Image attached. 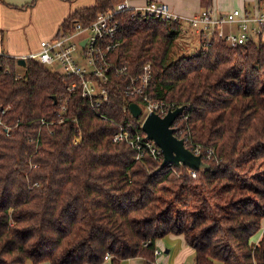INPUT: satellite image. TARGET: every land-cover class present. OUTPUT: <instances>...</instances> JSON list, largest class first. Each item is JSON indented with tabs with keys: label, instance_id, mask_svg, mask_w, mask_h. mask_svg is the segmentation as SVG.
Segmentation results:
<instances>
[{
	"label": "trees",
	"instance_id": "1",
	"mask_svg": "<svg viewBox=\"0 0 264 264\" xmlns=\"http://www.w3.org/2000/svg\"><path fill=\"white\" fill-rule=\"evenodd\" d=\"M121 1L95 0L60 27L87 25ZM117 18L113 59L133 74L150 64L147 95L183 107L180 125L208 168L161 165L149 153L135 159L112 140L107 119L139 122L123 77L113 78L100 117L65 91L67 76L2 53L0 264H102L106 255L110 264H153L154 242L168 234L183 236L194 264H264V232L251 242L264 218V39L231 47L214 37L173 59L180 24L129 10Z\"/></svg>",
	"mask_w": 264,
	"mask_h": 264
},
{
	"label": "built area",
	"instance_id": "2",
	"mask_svg": "<svg viewBox=\"0 0 264 264\" xmlns=\"http://www.w3.org/2000/svg\"><path fill=\"white\" fill-rule=\"evenodd\" d=\"M128 10L133 15H148L178 24L185 22L198 37V49H203L210 44L214 37L223 40L231 47L243 45L249 40L262 41L264 39V9L257 15L239 9L216 15L212 10L203 9L193 16L181 17L163 2L149 1L142 8L131 9L125 1H121L110 10L97 14L87 25L75 23L71 30L61 29L52 39L41 40L36 52L23 57L24 59H33L50 70L54 66H58L61 74L70 79L65 85V91L70 95L79 96L90 110L100 117H103L102 107L109 100V86L112 84L113 78L120 76L126 79L128 85L124 87L123 93L125 96L137 99L134 103L141 109L138 117L139 122L135 125L107 119L116 127L112 140L129 145L136 153L135 159H140L145 153H149L153 158L162 160L161 150L153 141L147 139L141 130V124L149 113L163 117L174 108L163 102L152 101L147 95L151 80L149 63L142 65L139 71L133 74L128 65L118 64L113 59L114 50L120 42L118 36L121 32V24L117 15ZM224 25L235 26V30L231 28L224 30ZM18 77L20 75L16 73L15 78ZM58 105V122H62L63 114H66L67 102H58ZM185 118V113L182 110L172 124L174 134L184 141L185 146L190 145L189 150L202 157L201 146L190 144L187 141L189 137L184 134L185 128L180 125V120ZM211 154H213L212 150H207L205 156L209 158ZM190 172L194 175L193 171ZM260 231L264 232V224ZM148 243L149 241L145 245ZM160 254L159 249L153 248L155 257L153 264H159L156 258ZM109 259L110 256L106 255L105 260Z\"/></svg>",
	"mask_w": 264,
	"mask_h": 264
},
{
	"label": "crops",
	"instance_id": "3",
	"mask_svg": "<svg viewBox=\"0 0 264 264\" xmlns=\"http://www.w3.org/2000/svg\"><path fill=\"white\" fill-rule=\"evenodd\" d=\"M32 5L28 3L32 2ZM129 8H142L149 1L166 3L181 17H190L203 9L212 10L214 14H225L233 9L257 15L264 9V0H211L208 7H203L201 0H122ZM95 0H0V53L23 58L39 48L41 40H49L57 35L64 20L73 12L93 6ZM184 23V24H183ZM224 30L235 26H223ZM179 42H184L188 50L198 49L188 24H180ZM261 233V231H259ZM261 235L257 239H260ZM256 241V242H257ZM154 248L163 249L158 256L159 264H186L193 249L187 245L182 235L168 234L155 240ZM194 259V258H193ZM102 264H110L105 260ZM121 264H143L140 258L121 261Z\"/></svg>",
	"mask_w": 264,
	"mask_h": 264
},
{
	"label": "water",
	"instance_id": "4",
	"mask_svg": "<svg viewBox=\"0 0 264 264\" xmlns=\"http://www.w3.org/2000/svg\"><path fill=\"white\" fill-rule=\"evenodd\" d=\"M18 66L25 65L24 58H17ZM54 103L56 99L53 98ZM183 107H178L169 111L163 117L155 113H149L141 124V130L145 133L147 139L153 141L161 150V165L185 166L193 171L207 169L208 164L203 161L200 155L194 154L185 145L182 139L174 134L172 124L182 112ZM129 111L134 118H138L141 112L136 103L129 104Z\"/></svg>",
	"mask_w": 264,
	"mask_h": 264
},
{
	"label": "rangeland",
	"instance_id": "5",
	"mask_svg": "<svg viewBox=\"0 0 264 264\" xmlns=\"http://www.w3.org/2000/svg\"><path fill=\"white\" fill-rule=\"evenodd\" d=\"M184 24V23H183ZM190 28V27H189ZM190 32H191V34L194 36V37H196L195 39V43H196V45H197V40H198V37L196 36V35H194V33H193V31H192V29L190 28ZM180 33H181V30H180ZM180 35V34H179ZM179 37V36H178ZM178 37H177V39H176V41H175V43H174V45H173V47H172V50H171V54H170V56H171V58H177V57H179V56H181V55H186V54H190V53H192L194 50H188L187 49V47H185V45H184V42H179L178 41ZM198 50V49H197ZM19 70V73H21L20 71H21V68H19L18 69ZM52 70L54 71V72H58V73H61V70H60V68L58 67V66H54L53 68H52ZM191 175H192V173H191ZM195 175V174H194ZM194 175H192V176H194ZM264 224V218L262 219V222H261V227H262V225ZM261 227H260V229H261ZM260 231V230H259ZM262 233V232H261ZM261 233L260 232H258L257 234H255L252 238H251V242H253V243H255L256 241H257V239L259 238V236L261 235ZM162 254H164L163 253V249L161 250V254L160 255H162ZM159 255V256H160ZM157 258H158V256H157ZM156 258V259H157ZM194 256L192 255V256H190L189 257V259H188V261L186 262V264H194ZM26 264H30V262L27 260V262H26ZM40 264H50L49 262H47V261H45V262H42V263H40Z\"/></svg>",
	"mask_w": 264,
	"mask_h": 264
}]
</instances>
